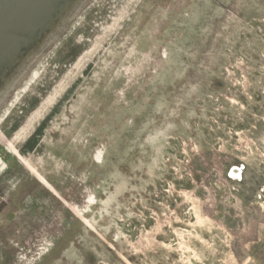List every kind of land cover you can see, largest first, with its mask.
Instances as JSON below:
<instances>
[{"label":"rangeland","instance_id":"rangeland-1","mask_svg":"<svg viewBox=\"0 0 264 264\" xmlns=\"http://www.w3.org/2000/svg\"><path fill=\"white\" fill-rule=\"evenodd\" d=\"M66 18L0 106V264L45 233L40 264H264V0ZM43 121L62 153L39 158L47 185L6 151Z\"/></svg>","mask_w":264,"mask_h":264},{"label":"water","instance_id":"water-1","mask_svg":"<svg viewBox=\"0 0 264 264\" xmlns=\"http://www.w3.org/2000/svg\"><path fill=\"white\" fill-rule=\"evenodd\" d=\"M78 0H0V88Z\"/></svg>","mask_w":264,"mask_h":264},{"label":"bare ground","instance_id":"bare-ground-1","mask_svg":"<svg viewBox=\"0 0 264 264\" xmlns=\"http://www.w3.org/2000/svg\"><path fill=\"white\" fill-rule=\"evenodd\" d=\"M79 1L80 0H78L76 4H78ZM76 4L73 7H76ZM71 9H69V11L66 13V16L63 17V19L58 23L57 27H55V29L46 37L41 47H45L47 45V42L51 40L55 36L56 32L60 30V26H62L63 22L67 19L66 17L70 13ZM33 54L34 53H32L28 58H30ZM28 58L22 64H20L15 71L12 72L10 77L0 88V106L3 104L5 97L8 95V92L10 91L12 84L14 83L13 78L15 74L21 69L23 65H25ZM30 128L32 129V127L29 126L27 127V129L20 130L14 137L15 141L9 142L6 147V151L13 158H15L26 171L31 173L39 183L47 185L48 173H46L47 170L43 168L44 162L40 164L41 161H39V158L40 156H53V158H59L61 157L62 153L59 152L60 148H58L57 146L52 144L49 145L48 142L56 138L49 135L48 128L44 121L37 129L33 128L31 130ZM28 133H31V135L26 144L28 145V142L31 141L30 147L26 144L24 147H20V144H16L20 142L21 139H25L28 136ZM8 169L9 162L3 159L0 154V177H2ZM234 169L235 175L238 176L241 174L240 170L237 167H235ZM60 237L61 234H56L54 236L47 233L42 234L39 238H36L34 240L30 248L19 254V264H40L43 261L44 257L49 255L53 251L55 244Z\"/></svg>","mask_w":264,"mask_h":264}]
</instances>
